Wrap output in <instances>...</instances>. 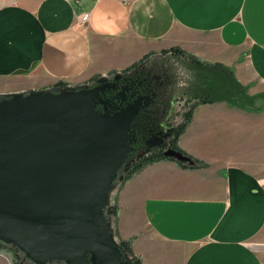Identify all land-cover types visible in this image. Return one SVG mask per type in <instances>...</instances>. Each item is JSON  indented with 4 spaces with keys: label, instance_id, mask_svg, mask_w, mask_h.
<instances>
[{
    "label": "crops",
    "instance_id": "obj_1",
    "mask_svg": "<svg viewBox=\"0 0 264 264\" xmlns=\"http://www.w3.org/2000/svg\"><path fill=\"white\" fill-rule=\"evenodd\" d=\"M173 46L231 68L254 103L198 104L178 143L203 164L135 172L115 190V239L142 264H264V0H0V95L82 85ZM0 264H14L2 249Z\"/></svg>",
    "mask_w": 264,
    "mask_h": 264
},
{
    "label": "water",
    "instance_id": "obj_2",
    "mask_svg": "<svg viewBox=\"0 0 264 264\" xmlns=\"http://www.w3.org/2000/svg\"><path fill=\"white\" fill-rule=\"evenodd\" d=\"M106 79L0 95V240L34 264H110L119 258L109 206L106 216L95 208V168L112 153L124 156V168L129 123L140 101L108 111ZM119 119H125L126 143L115 150L112 127ZM165 154L188 159L173 149Z\"/></svg>",
    "mask_w": 264,
    "mask_h": 264
},
{
    "label": "trees",
    "instance_id": "obj_3",
    "mask_svg": "<svg viewBox=\"0 0 264 264\" xmlns=\"http://www.w3.org/2000/svg\"><path fill=\"white\" fill-rule=\"evenodd\" d=\"M100 76L96 75L85 84H98ZM106 76L109 86L102 97L108 101V111L114 112L121 106L140 101L129 123L130 149L117 180L118 185H122L146 164L163 159H172L190 168L200 166L203 162L184 151L178 143L195 107L219 100L244 107L253 105L255 99L235 78L231 68L221 63H207L178 46L151 51L132 65ZM65 86L67 83L60 81L53 89ZM95 107L104 111L101 103H96ZM168 149L180 152L188 159L181 160L165 154ZM116 209L117 203L108 207V215L113 223ZM117 243L119 258L110 264H142L129 240L121 238ZM9 245L15 250V264H34L22 255L23 252L16 245ZM48 264L66 263L53 260Z\"/></svg>",
    "mask_w": 264,
    "mask_h": 264
},
{
    "label": "rangeland",
    "instance_id": "obj_4",
    "mask_svg": "<svg viewBox=\"0 0 264 264\" xmlns=\"http://www.w3.org/2000/svg\"><path fill=\"white\" fill-rule=\"evenodd\" d=\"M124 121L125 119H119L115 122V124L112 127L115 150L119 148L123 149V146H125L126 143V126ZM113 154L114 153L109 155L107 154L105 158L102 159L95 168L96 169L95 184L98 185L97 186L98 194L96 196V200L94 204L96 211L100 213L102 216H106L105 215L106 207H108L112 203L118 204L116 197L114 196L115 190L125 183V182L122 183V185L117 184L118 176L123 168L122 162L124 156L121 154H115L114 156H112ZM115 185L116 188L114 187ZM115 217H117V212ZM113 224L114 223L112 222V225ZM0 242H1L0 249L7 251L9 254H11L13 258V262H15V258H14L15 250L8 243H5L2 240H0ZM22 255L25 256L24 253Z\"/></svg>",
    "mask_w": 264,
    "mask_h": 264
},
{
    "label": "built area",
    "instance_id": "obj_5",
    "mask_svg": "<svg viewBox=\"0 0 264 264\" xmlns=\"http://www.w3.org/2000/svg\"><path fill=\"white\" fill-rule=\"evenodd\" d=\"M88 18H89V13H84L82 19L87 20Z\"/></svg>",
    "mask_w": 264,
    "mask_h": 264
}]
</instances>
